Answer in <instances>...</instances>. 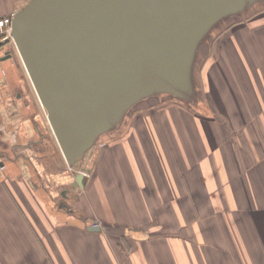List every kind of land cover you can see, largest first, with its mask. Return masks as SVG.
Instances as JSON below:
<instances>
[{
	"label": "crops",
	"instance_id": "crops-1",
	"mask_svg": "<svg viewBox=\"0 0 264 264\" xmlns=\"http://www.w3.org/2000/svg\"><path fill=\"white\" fill-rule=\"evenodd\" d=\"M27 1L0 0V18ZM226 33L191 107L134 109L81 184L0 45V264H264V7Z\"/></svg>",
	"mask_w": 264,
	"mask_h": 264
},
{
	"label": "water",
	"instance_id": "water-1",
	"mask_svg": "<svg viewBox=\"0 0 264 264\" xmlns=\"http://www.w3.org/2000/svg\"><path fill=\"white\" fill-rule=\"evenodd\" d=\"M256 1L28 0L10 36L65 162L87 160L98 136L142 99L162 93L193 103L200 43Z\"/></svg>",
	"mask_w": 264,
	"mask_h": 264
},
{
	"label": "rangeland",
	"instance_id": "rangeland-1",
	"mask_svg": "<svg viewBox=\"0 0 264 264\" xmlns=\"http://www.w3.org/2000/svg\"><path fill=\"white\" fill-rule=\"evenodd\" d=\"M262 7H264V0H258L256 2H254L246 11L244 12H240V13H235V14H231L228 17H226L225 19H223L221 22H219L217 25H215L211 31L208 33V35L203 39V41L200 43L199 47H198V51H197V56H196V62L193 68V80H194V86L195 89L198 88L199 85V76H200V61L201 58L203 57V55L205 54V52L207 51V47L211 46L213 44L214 39L216 38H221L222 36H225L227 33V31H229V27L235 23L236 21H240V20H245L247 19L250 15H253L257 10L261 9ZM227 30V31H226ZM226 31V32H225ZM14 44V43H13ZM165 101L168 102H178L180 103V105H184L186 107H191L190 104L191 103H187L184 102L182 100L176 99L172 96L166 95V94H157V95H153L150 97H147L145 99L140 100L139 102H137L135 105H133L130 110L126 113V115L124 116L123 120L121 121V123L114 129L104 132L101 135L98 136V138L96 139L95 142V146H97L99 143H101L102 141L106 140V137L109 136L111 137L113 134H117L122 128H123V123L124 121H126V119L129 117L130 112H132L134 109H136L139 106L142 105H148L151 103H164ZM64 158H63V164H62V169L64 170H68L69 173L71 174V176L73 175V173L82 170L84 163H85V158L81 159L78 163L77 166H69L68 164L64 163ZM84 170V169H83ZM72 178V177H71ZM64 186V185H63ZM66 187L71 188L70 184H67ZM74 194V192H73ZM80 193H78V195L75 193V196H79Z\"/></svg>",
	"mask_w": 264,
	"mask_h": 264
},
{
	"label": "built area",
	"instance_id": "built-area-1",
	"mask_svg": "<svg viewBox=\"0 0 264 264\" xmlns=\"http://www.w3.org/2000/svg\"><path fill=\"white\" fill-rule=\"evenodd\" d=\"M12 16L0 18V39L10 37Z\"/></svg>",
	"mask_w": 264,
	"mask_h": 264
},
{
	"label": "flooded vegetation",
	"instance_id": "flooded-vegetation-1",
	"mask_svg": "<svg viewBox=\"0 0 264 264\" xmlns=\"http://www.w3.org/2000/svg\"><path fill=\"white\" fill-rule=\"evenodd\" d=\"M73 180L75 181V176H74V179Z\"/></svg>",
	"mask_w": 264,
	"mask_h": 264
}]
</instances>
